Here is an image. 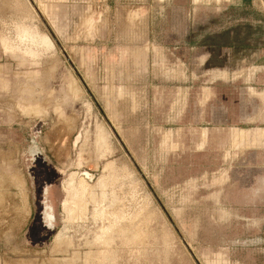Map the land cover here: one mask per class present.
<instances>
[{
  "label": "rangeland",
  "instance_id": "1",
  "mask_svg": "<svg viewBox=\"0 0 264 264\" xmlns=\"http://www.w3.org/2000/svg\"><path fill=\"white\" fill-rule=\"evenodd\" d=\"M260 114L264 0H0V264H264Z\"/></svg>",
  "mask_w": 264,
  "mask_h": 264
},
{
  "label": "flooded vegetation",
  "instance_id": "2",
  "mask_svg": "<svg viewBox=\"0 0 264 264\" xmlns=\"http://www.w3.org/2000/svg\"><path fill=\"white\" fill-rule=\"evenodd\" d=\"M35 152L39 151L37 148L34 149ZM45 160L41 157L39 153L33 154L29 159H27V163L30 167L31 173V184H33V188L28 190V200H29V210H30V219L26 226L31 223L34 216H41L43 217L46 225H40L38 223V218H35V222L32 225V231L44 229L47 227L52 228L54 227V223L56 221V215L54 212L55 207V181L54 180H45L42 177V166ZM27 181V185L29 184ZM29 187V185H28Z\"/></svg>",
  "mask_w": 264,
  "mask_h": 264
},
{
  "label": "crops",
  "instance_id": "3",
  "mask_svg": "<svg viewBox=\"0 0 264 264\" xmlns=\"http://www.w3.org/2000/svg\"><path fill=\"white\" fill-rule=\"evenodd\" d=\"M259 118L260 119H263L264 120V116H263V114H260V116H259ZM263 124H264V122H263ZM261 141V140H260ZM259 141V142H260ZM264 141V140H263ZM8 159H9V154H8V152H6V151H2L1 149H0V161H2V162H8ZM7 180H9V178H7ZM4 191L3 192H5V189H3ZM3 230V229H2Z\"/></svg>",
  "mask_w": 264,
  "mask_h": 264
},
{
  "label": "bare ground",
  "instance_id": "4",
  "mask_svg": "<svg viewBox=\"0 0 264 264\" xmlns=\"http://www.w3.org/2000/svg\"><path fill=\"white\" fill-rule=\"evenodd\" d=\"M61 125V124H60Z\"/></svg>",
  "mask_w": 264,
  "mask_h": 264
}]
</instances>
